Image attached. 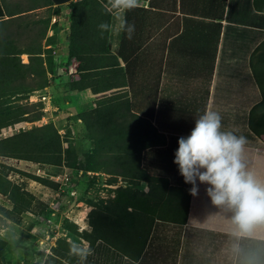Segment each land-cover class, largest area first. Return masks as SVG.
<instances>
[{"label":"crops","instance_id":"crops-1","mask_svg":"<svg viewBox=\"0 0 264 264\" xmlns=\"http://www.w3.org/2000/svg\"><path fill=\"white\" fill-rule=\"evenodd\" d=\"M139 4L132 12L131 20L140 28L141 33L130 39L128 35L123 36L122 31L115 29L118 22L115 11L111 10L109 25L112 27L108 29L107 40L112 55L123 37L126 54L130 52V47L140 43L136 58L141 59L138 72L141 80L132 83L130 87L112 84L107 79L109 70L114 66L90 69L83 66L80 60L87 62L78 55V58H66L68 73L74 75L70 78L73 81L69 82L73 83L72 87L69 84V96L78 99L80 105L90 101L92 109H99L100 114L112 112L111 106L125 101L130 108L125 116L157 118L155 127L158 138L164 139L166 144L168 140L171 142V146L167 148L171 157L167 162L172 164V169L165 171L166 174L164 171L162 174L152 173L151 165L142 166V170H149L150 176L166 180L172 186L176 173L179 174V170H175V167H179L174 163L178 139L187 137L195 126V119L210 107L221 115L223 131H233L236 135L242 134L247 138L243 154L247 170L264 180V12L254 8L253 0H139ZM106 9H111L110 0ZM22 14L24 12L12 15L13 21L3 14L0 18V37L9 36L12 39L14 36L16 40V30L20 28L13 31L10 27L14 21L21 24L18 17ZM47 37L49 35L45 31L40 39V48L49 47L45 41ZM0 43L6 44L3 51L22 57L26 62V52H31V44L36 48V41L31 39L27 40V48L26 42L21 43V46H15L16 41L12 45L11 40H0ZM9 45L12 50H9ZM23 46L27 51L13 53L16 48ZM44 55V51H41L40 56ZM63 55H67V44ZM117 59L122 67L123 61ZM89 71L93 75L86 74ZM102 71L107 73L102 75ZM90 77L94 78L93 83L85 84L83 81ZM76 81L78 85L84 83L86 87H77ZM50 88L51 85L47 84L33 92L47 94ZM115 91L126 94L120 99L110 98ZM138 93L140 97L148 94L151 96L148 101L151 106L149 114L132 110V98H137ZM254 107L250 116V110ZM111 117L113 115L109 116ZM249 118L252 121L251 127ZM151 149L156 153H164L166 150L165 144L159 143ZM140 154L144 155L143 151ZM156 163L164 164L165 161L157 160ZM180 177L179 174V179ZM137 182L147 190L149 183L145 179ZM182 186L187 188L185 184ZM191 187L189 184L186 217L178 234V249L175 248L178 254H174V264L187 259L186 264H222V240L229 236L235 238L232 264H264V228L254 229L251 234L240 233L232 222V211L211 203L205 191L207 185H199L196 197L189 193ZM80 223L83 225V221ZM170 229L172 228H169L171 232ZM200 235L220 239V248H214L212 242L201 244L203 237L200 238ZM204 246L206 253L202 252Z\"/></svg>","mask_w":264,"mask_h":264},{"label":"rangeland","instance_id":"rangeland-1","mask_svg":"<svg viewBox=\"0 0 264 264\" xmlns=\"http://www.w3.org/2000/svg\"><path fill=\"white\" fill-rule=\"evenodd\" d=\"M46 3V0H0V7L4 14L8 11L14 13L25 11L24 14L19 16L21 24H17L14 21L10 27L11 30L14 31L15 28H21L20 25H22L23 20L30 22L29 26L32 25L31 29H27L25 34H20L16 40L13 36L11 39L12 45L16 41L15 46H21V43L26 42L25 38L35 32H41L43 27L46 26V31L50 38L46 43L49 44V47L47 49L42 47L41 51L45 53L42 59L48 69V72H46L47 84L51 85L47 94L34 93L32 91L30 94H20V97L18 94L9 93L4 96L7 106L12 110L16 111L24 108L27 113L23 114V116H38L39 118L36 120H19L0 128V138L28 130L32 126L52 123L60 135L63 148L73 150L80 159H84L85 155L91 156L92 170L82 172L81 175L76 176L77 173L75 175V171L78 168L67 167L64 162L59 165H49L0 156V176H4L10 184L18 186L20 190L27 192L31 196L30 198L28 195H23L20 198L19 204L23 205L25 210L16 213L15 209L12 208V204L0 195V264H67L60 257V253H56L54 249L57 248L60 240L72 244L75 243L82 247L87 246L88 241L83 236V233L89 232L91 229L89 219L92 210L101 208L105 200L113 199L118 192V188L128 187L132 190L137 189L145 192V188L138 184L139 182L136 179L116 174L124 163V166L128 168L135 161V158L134 160L129 158L127 152L137 149L138 145L135 139L137 136L135 133L144 126V123L139 122L136 118H129L125 116L124 112L121 113L120 111H116L115 115L114 113L112 114L113 117L111 118L115 120H109L107 119L108 117L104 116L105 114L100 115L98 111L92 109L90 101L80 105L78 99L69 96L68 88L70 87L69 84H71L69 82L73 81V79L70 81V78H73L74 75H69L66 65L67 55H63L64 47L67 44L65 36L67 33L69 3L60 5H46ZM14 25L15 27L13 28ZM19 61L21 63L22 61L26 62L22 57L19 58ZM82 64L83 66L87 65L83 62ZM86 74L91 76L93 72L89 71ZM108 77L107 81L116 84L115 78L111 74ZM139 77L141 76L138 75ZM93 79L90 77L83 82L90 85L93 83ZM39 80V77L33 76L31 77V84ZM92 88L93 86L90 87V89ZM117 92L109 97H117L116 99H118L126 94L121 91ZM40 94L44 96L42 101L38 100V95ZM136 97L132 98L134 102L132 110L149 114L151 106H149L148 101L151 96L148 94L145 97H140L138 93ZM111 107H115V105ZM111 109L115 110L114 108ZM80 114L87 118L90 123L89 127L86 128L84 123L78 118ZM116 118H125V121H120L119 119L117 121ZM149 121L152 126L155 127L157 125V118H149ZM117 131L118 133L122 132V135L112 134V132L115 133ZM108 133L110 136L107 135ZM151 148L141 150L144 155L140 154L141 151L139 152L138 164L140 168L144 169L142 166L148 167V165H151L152 173L162 174L164 171V174H166L165 171L168 172L172 169V164L167 162L171 157L170 151H167L166 148L163 151L164 153H156ZM162 159L165 161L164 164L156 163L157 160L161 161ZM66 170H68L69 174H74L72 180V190L74 192L72 196L66 190L54 191L57 188L56 177L66 172ZM175 170L179 169L175 167ZM180 176L181 180L179 181H182L183 176L181 174ZM41 179L48 180L52 184H46ZM170 181L173 182L172 179ZM131 182L135 184L130 185L129 183ZM50 202H53V206H56V203L57 205L61 204L60 208L58 205L59 209L53 215L47 209ZM40 214H45L52 219L51 231H46H48V234H53V237L50 238L47 245H39L35 241L36 238L31 235V230H33L32 215ZM80 221H83V225ZM42 229L44 230V228ZM154 233L157 235V244L175 243V238L174 241H170L171 232L169 231V225L157 226ZM200 238H202L201 244H210L212 242L214 248L218 246L220 248V239L209 235H200ZM232 239L233 237L229 236L222 240V264H226V258L228 262L230 259L232 264ZM176 245L177 247H174L172 251L175 256L178 254V250H175V248L178 249V244ZM205 250L206 246L202 247V252L206 253ZM170 253V249L167 248L164 253L166 254V259L171 256ZM91 257H95L93 252ZM187 261H178V264H186ZM218 263H220L219 258Z\"/></svg>","mask_w":264,"mask_h":264},{"label":"trees","instance_id":"trees-1","mask_svg":"<svg viewBox=\"0 0 264 264\" xmlns=\"http://www.w3.org/2000/svg\"><path fill=\"white\" fill-rule=\"evenodd\" d=\"M46 1V5L52 4L50 0ZM68 3V26L65 36L67 58H78V55H81L87 63L83 62L82 59L80 62L87 64L86 66L90 69L99 66H114L115 68L113 67L109 72L115 78V83L118 86L127 85L130 87L132 83L139 82L138 79L141 80V77L138 78V72L141 67V59L136 58V51H138L140 43L130 47V52L126 54V50L123 48L125 43L123 36L128 34L126 31H122L123 38L115 54L112 55L107 40L108 29L100 28L102 23L109 24L110 11L113 10L112 8L106 9L109 1L73 0ZM253 5L256 10L264 12V0H253ZM136 9L124 13L127 23L135 26L131 37L141 33L139 32L140 28L133 24L131 20V14ZM22 12L25 11L22 10L16 13ZM16 13L8 11L5 15L10 17L8 18L10 21H13L12 15ZM3 14L4 12L0 7V18L3 17ZM29 24L30 22L23 20L20 30L16 31L17 35L25 34L27 29H31L32 25L29 26ZM45 31L46 26L43 27L41 32H35L25 38L26 48L28 46L27 40L36 41V48L34 49L31 44L29 50L31 52H26L28 53L26 63H21L17 56L10 55L6 50L3 51L6 44L0 43V50L2 49L0 53V128L19 120H36L39 118L38 116H23L27 113L24 108L16 111L12 110L7 106L4 96L9 93L18 94L20 97V94H26L47 85L46 72H48V69L40 56V39L45 35ZM49 39L47 37L45 41H49ZM0 40L8 42L11 38L9 36L0 37ZM8 47L9 50H12L10 45ZM22 51H27L24 46L23 48H16L13 53L19 54ZM117 58L123 61L124 65L122 67L119 66ZM15 66L19 68L17 69ZM76 68L78 69V64ZM106 73L105 71L101 72L102 75ZM33 76L39 77L40 80L31 84V77ZM70 85L72 87L73 83ZM76 86L86 87L84 83L78 85L77 81ZM128 105L125 101L116 103L115 107H112L115 110L112 109V112L101 114H105L104 116L108 117L109 120H115L109 118V116L112 113L115 115L116 111L124 112L127 115L130 112ZM253 110H255V107L250 110V116ZM78 118L86 128L90 126L89 121L82 114ZM117 119L125 121V118ZM136 119L143 122L144 126H140L141 129L135 133L137 136L135 138L138 145L137 149L127 152L129 158H132V160L135 158V161L128 168L124 166V163L116 174L132 177L139 181L145 179L149 183L147 190L142 192L128 187L118 188V192L113 199L105 200L101 208L92 210L89 219L91 229L89 232H84L83 236L88 241L87 247L91 249V254L93 252L95 257H91L90 254L86 259L81 260L79 256L71 254L72 243L60 240L54 251L60 253V257L67 264H174V252L172 251L178 244V234L185 221L189 184L185 183L184 178L179 181L181 180L179 179L180 172L179 174L176 173L177 177L174 180L176 182L172 186L166 180L150 176L149 170L145 171L140 168L138 162L141 150L156 146L157 143L165 144V148H168L171 146V142L168 140L166 144L164 139L158 138L157 129L150 124V121L148 122L149 118ZM251 122V118H249L250 127ZM112 134L122 135V132L118 133L117 131L112 132ZM107 135L110 136L109 133ZM61 143L60 135L53 124L45 123L0 138V156L49 165H59L64 162L67 167H76L82 172L92 170L90 155H85L84 159H80L73 150L63 148ZM41 181L52 184L45 179H41ZM182 184H185L187 188ZM0 195L12 204V208L15 209L16 213L25 210V207L19 204L20 198L23 195H28L31 198L27 192L20 190L14 184H10L4 176H0ZM161 225H169V228H172L170 229V241H174L175 238V243L157 244V235L154 232L157 226ZM232 243L234 245L235 238L232 239ZM167 248L171 251V256L168 259L164 254ZM228 264H231L230 259Z\"/></svg>","mask_w":264,"mask_h":264},{"label":"clouds","instance_id":"clouds-1","mask_svg":"<svg viewBox=\"0 0 264 264\" xmlns=\"http://www.w3.org/2000/svg\"><path fill=\"white\" fill-rule=\"evenodd\" d=\"M115 11L117 31H126L130 39L135 26L128 24L124 13L140 6L139 0H110ZM111 25L102 23L101 29ZM247 138L233 131L222 130V117L207 108L195 119V126L187 137L178 139L174 163L179 167L185 183L191 184L189 193L196 197L199 185H207L205 191L211 203L232 211V222L240 233L251 234L264 228V180L247 170L243 154ZM199 182V183H198ZM71 254L81 260L91 254L87 246L73 244Z\"/></svg>","mask_w":264,"mask_h":264},{"label":"built area","instance_id":"built-area-1","mask_svg":"<svg viewBox=\"0 0 264 264\" xmlns=\"http://www.w3.org/2000/svg\"><path fill=\"white\" fill-rule=\"evenodd\" d=\"M38 100L42 101L44 99V96L42 94L38 95ZM77 173V175H76ZM82 174V171L81 170H76L75 171V175L76 176H79ZM73 176L74 174L73 173H70L68 172V170H66V172H63L61 173L60 175H58L56 177V182H57V188L54 190L56 192L58 191H64L66 190L67 192L71 193V196L73 194V190H72V180H73ZM48 205V204H47ZM59 205V208L61 206V204H58ZM58 205L56 203V206H53V202H50L47 209L49 211H51L52 215L55 211H57L58 208ZM51 207V208H49ZM31 222L33 223L32 224V229L31 230V235H33L34 238H36V242L40 244H46L47 245V242L50 240V238L53 237V234H48V231L46 230H49L51 231L50 229V226L52 225V219L51 217L47 216V215H32V220ZM44 228V230L42 229ZM51 242V241H50ZM49 247V246H48Z\"/></svg>","mask_w":264,"mask_h":264},{"label":"water","instance_id":"water-1","mask_svg":"<svg viewBox=\"0 0 264 264\" xmlns=\"http://www.w3.org/2000/svg\"><path fill=\"white\" fill-rule=\"evenodd\" d=\"M50 1L52 2V4L60 5V4H65V3L71 2L73 0H50Z\"/></svg>","mask_w":264,"mask_h":264}]
</instances>
